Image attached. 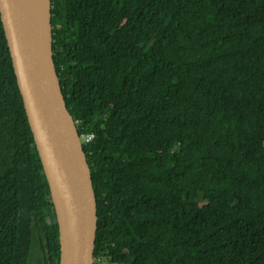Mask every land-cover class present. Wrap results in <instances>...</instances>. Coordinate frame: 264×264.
<instances>
[{
	"label": "trees",
	"instance_id": "obj_1",
	"mask_svg": "<svg viewBox=\"0 0 264 264\" xmlns=\"http://www.w3.org/2000/svg\"><path fill=\"white\" fill-rule=\"evenodd\" d=\"M91 171L93 264H264V0H50ZM58 226L0 22V264Z\"/></svg>",
	"mask_w": 264,
	"mask_h": 264
},
{
	"label": "water",
	"instance_id": "obj_2",
	"mask_svg": "<svg viewBox=\"0 0 264 264\" xmlns=\"http://www.w3.org/2000/svg\"><path fill=\"white\" fill-rule=\"evenodd\" d=\"M50 10V0H0V22L58 226V264H93L96 198L52 58Z\"/></svg>",
	"mask_w": 264,
	"mask_h": 264
},
{
	"label": "rangeland",
	"instance_id": "obj_3",
	"mask_svg": "<svg viewBox=\"0 0 264 264\" xmlns=\"http://www.w3.org/2000/svg\"><path fill=\"white\" fill-rule=\"evenodd\" d=\"M39 257V254H38V252L35 250L34 252H33V256H32V258H31V260H30V264H36L37 263V258ZM99 264H110L108 261H105V260H102V261H100V263Z\"/></svg>",
	"mask_w": 264,
	"mask_h": 264
},
{
	"label": "built area",
	"instance_id": "obj_4",
	"mask_svg": "<svg viewBox=\"0 0 264 264\" xmlns=\"http://www.w3.org/2000/svg\"><path fill=\"white\" fill-rule=\"evenodd\" d=\"M92 139H93V134H91V133H88V134H86V135L80 137V141H81V143H88V142H90Z\"/></svg>",
	"mask_w": 264,
	"mask_h": 264
},
{
	"label": "clouds",
	"instance_id": "obj_5",
	"mask_svg": "<svg viewBox=\"0 0 264 264\" xmlns=\"http://www.w3.org/2000/svg\"><path fill=\"white\" fill-rule=\"evenodd\" d=\"M82 144V143H81Z\"/></svg>",
	"mask_w": 264,
	"mask_h": 264
}]
</instances>
